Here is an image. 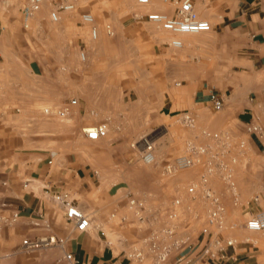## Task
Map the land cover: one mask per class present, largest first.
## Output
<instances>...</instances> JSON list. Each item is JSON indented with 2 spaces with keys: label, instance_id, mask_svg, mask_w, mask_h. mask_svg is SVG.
I'll return each mask as SVG.
<instances>
[{
  "label": "crops",
  "instance_id": "0c3cea01",
  "mask_svg": "<svg viewBox=\"0 0 264 264\" xmlns=\"http://www.w3.org/2000/svg\"><path fill=\"white\" fill-rule=\"evenodd\" d=\"M208 1L223 14L215 27L212 26L213 33L202 43L184 39L186 46L178 51L172 50L171 43L169 47L155 45L153 84L147 88L151 93L148 97L154 103L149 102L135 113L129 111L128 115L118 114L121 111L117 110L114 124H130L131 132L124 129L112 134L117 139L128 140L131 134L144 132L149 124L155 128L165 118L173 119L191 111L200 117L203 125H211L210 130L218 128L208 121V116L215 111L210 95L217 93L224 99L225 106L213 116L229 128L236 141L246 139L250 161L263 153L258 157H262L264 163V137L258 139L245 133L248 123L264 126V0L205 2ZM154 10L165 12L171 8ZM134 20H139V16L135 15ZM10 24L0 12V28ZM28 58L27 51H17L13 45L6 59L21 61L23 69L11 70L15 89L8 90L0 84V209L20 213L19 222L0 233V256H7L2 262L52 264L63 255L60 248L52 255L13 256L24 238L47 234L69 237L66 251L74 253L80 264H134L122 255L124 251L115 255L111 239L106 235L109 240L105 241L100 234L107 228L123 230L127 226L121 225L118 218L109 220V217L110 212L118 213L117 216L125 212L124 195L131 186L125 182L109 183L99 174L97 168L105 170L107 167L108 153H101L98 144L86 137L84 130L96 124L90 118L88 105L82 103L77 111L72 108L65 130L57 128L55 122L46 125L38 117L39 113L33 109L63 106L69 102L70 88L59 71L38 59L36 64L30 62L29 68ZM22 80L24 84L19 85L17 82ZM14 107H18V114ZM101 109L103 115L107 114L106 101L101 103ZM146 115L151 116L150 123ZM115 129L120 130L121 126ZM155 186L139 179L133 181L132 189L146 193L153 202ZM64 192L70 193L77 206L93 219L92 228L86 233L78 236L70 233L72 229L66 223L65 209L54 199ZM262 198L258 204L252 199L246 204L242 200L231 202L230 208L241 207L248 221L257 212L264 211V196ZM33 218L41 219V228L35 230L29 226L28 221ZM129 219L134 221V218ZM137 228L142 231V227ZM107 242L111 243L110 247ZM261 246L259 249L252 242L239 251L237 246L235 252L231 251L235 261L228 264H264V243Z\"/></svg>",
  "mask_w": 264,
  "mask_h": 264
},
{
  "label": "rangeland",
  "instance_id": "374dc122",
  "mask_svg": "<svg viewBox=\"0 0 264 264\" xmlns=\"http://www.w3.org/2000/svg\"><path fill=\"white\" fill-rule=\"evenodd\" d=\"M70 1L77 5L76 11L62 13L59 22H54L51 19V14L54 11L51 4L44 5L32 17L25 19L22 9L27 5V0H8L3 3L1 14L11 24L4 29L0 28V40L2 41L0 42V84L7 87L8 90L10 88L15 89V87H12L16 85V82H11V70L23 69V66L20 65L21 61L6 59L13 50L14 45L17 51L28 52L29 68L30 62L36 64L38 59L47 67L59 71L64 83H69L68 101L78 100V104L74 107L75 110L77 111L82 103L88 105L90 118L96 122L94 126L104 127L106 134L96 144H98L101 153H108V161L106 164L107 170H104V167L97 168L99 174L109 183L125 182L129 184L131 188L127 191L146 198L148 206L153 208L154 215L158 216L155 219H148L147 223L141 225L135 220L128 209L127 202H125V212L120 216L127 215L134 218V221L130 219V223L125 224L127 226L123 230L105 229L106 235L113 243L112 247L115 255L124 251L122 255L125 256L130 247L138 243L147 234V229L163 227L166 223L164 213L176 198L182 199L184 207L191 203L194 211L200 215V220L196 223L197 230L209 228L214 233H219L222 238L236 240L238 251L249 245L246 243L247 240L252 241L259 249H262L264 232L249 233L246 230L247 217L245 218L242 215L241 207L230 208L231 202H235L220 177H212L210 184L221 196L227 208L222 226L208 222L209 205L207 202L204 200H198L194 203L189 202L186 191L191 184L199 182L205 173L207 156H196V164L186 170H177L173 174H167L164 170L167 163H173L177 157L187 155L189 145L204 147L211 145L210 136H206L203 132L214 134L230 131L227 126H222L223 122L220 119L213 116L218 114L217 112L213 111L208 116L209 123L218 127L211 130L209 129L211 125H203L200 117L196 116L194 111H191L196 119L193 127L185 126L181 120V115L173 119L165 118L158 122L155 128L149 124L144 132L136 136L131 134L128 140L117 139L112 134L113 132L119 133L124 129V132H131L130 124H114L117 110L120 109L119 111H121L117 112L118 114L128 115L129 111L135 113L149 102L154 103L153 99L148 97L151 93L147 91V88L153 84L154 59L152 54L155 45L169 47V43L177 39L182 41L183 46H186L184 40L186 38L202 43L207 41V37L213 31L175 36L147 22L145 18H141L154 9L170 8L168 4H165L164 7L161 6L160 2L162 0L160 2L152 0V6H139L134 0ZM204 2L197 0L196 10L202 18L208 20L215 27L223 14L212 7V1ZM86 12L95 17L101 30L100 37L96 41H93L90 37V27L81 22V14ZM135 15H138L140 19L134 20ZM108 24H111L117 32L114 37H110L105 33V26ZM171 48L173 51L180 50L179 48ZM82 53H85L86 60L82 59ZM69 74H71L70 77H68ZM24 82L22 80L17 83L20 85ZM35 82L33 81V83ZM125 89L128 91H124ZM105 101L108 110L107 114L103 115L101 103ZM61 106V104L42 106L33 110L39 113V115L37 114L38 117L40 116L42 121L47 123L46 125L55 122L58 125L57 128L65 130L68 123H70L69 117H49L43 114L46 108L56 109ZM13 109L16 110V114L19 113L18 107ZM146 118L147 122L150 123L151 116L146 115ZM119 126H121V129L116 130L115 128L118 129ZM143 136H150L155 142L156 162L153 164H145L141 160L139 149L132 147ZM104 139H106V142H104ZM238 142H244L245 149L242 152L236 149L230 153L226 157V162L233 170L239 191V202L242 200L246 204L256 196H264V163L262 157H258L263 153H260L255 160L250 161L248 142L245 138L239 139ZM139 179L156 184L155 200L153 202L150 201L146 193L132 189L133 181ZM109 220L112 219L109 217ZM137 227H142V231L140 232ZM95 229L96 227H93V230ZM78 235L79 233L75 234V236ZM107 236L106 238L101 237L106 241L109 240ZM96 238H99V236L96 235ZM19 249L13 253V256L52 255L57 248L46 249L30 255L20 252ZM4 256H0V264H6L2 262L5 259Z\"/></svg>",
  "mask_w": 264,
  "mask_h": 264
},
{
  "label": "built area",
  "instance_id": "2783aa9c",
  "mask_svg": "<svg viewBox=\"0 0 264 264\" xmlns=\"http://www.w3.org/2000/svg\"><path fill=\"white\" fill-rule=\"evenodd\" d=\"M8 0H0V12L3 3ZM28 3L22 9L25 19H29L38 12L44 5L51 4L54 11L51 19L59 22L62 13H72L76 11L77 5L70 0H27ZM139 6H152V0H134ZM197 0H162L164 4L170 5V12L152 10L141 18L154 24L159 29L171 33L175 36L209 33L212 31L211 23L202 18L196 10ZM206 1V0H201ZM140 19V17H139ZM81 22L90 27V37L93 41L99 39L101 30L95 17L91 13L81 15ZM105 33L114 37L116 31L111 24L105 26ZM171 45L175 48H182L183 43L174 39ZM86 60L85 53L81 55ZM210 101L216 112L222 111L225 106L224 99L217 93H211ZM78 104L77 99H72L66 104L56 109L46 108L43 114L49 117L67 118L72 108ZM187 127H193L196 119L190 112H186L181 118ZM86 137L90 141H100L106 134L103 126H94L84 130ZM245 133L255 136L258 139L264 137V126L258 123H248L245 126ZM211 145L195 146L189 145L188 154L177 157L173 163H167L164 170L167 174H173L177 170H186L196 164V156H207L205 173L199 182L191 184L186 193L189 202L204 200L209 205L207 220L217 226L224 224L227 208L221 196L212 188L210 180L214 176L220 177L226 186L235 203L239 202V191L236 184L233 170L226 157L237 149L242 152L245 149L244 142L235 140L230 131L210 134ZM155 142L150 136L141 137L132 147L139 149L141 160L145 164L156 162ZM98 174V173H96ZM55 201L60 203L65 209L66 223L71 227V232L86 233L92 228L90 216L82 211L70 193H61L54 196ZM128 209L139 224H145L150 219L158 216L154 215L153 208L148 206L146 198L127 191L125 194ZM261 196L252 199L253 203L262 202ZM6 207V206H4ZM118 213H111L110 219L119 220L121 225L130 223L126 215L117 216ZM166 223L157 229H147V234L128 252L126 259L134 264H228L235 261L231 251L236 250L238 243L234 239L220 237L219 233H214L209 228L196 229V223L200 220V215L196 213L190 205L184 207L182 199L176 198L164 213ZM41 218V217H40ZM40 218H33L28 221L32 229L42 227ZM149 219V220H148ZM20 220V213L9 209H0V233L6 229L14 227ZM245 228L250 233L264 232V211L257 212L248 219ZM198 233V234H197ZM101 236L106 238V233L101 231ZM197 236L195 237V235ZM70 242L69 237H58L57 235L37 234L33 237H26L20 246V252L27 255L37 253L51 248H60L63 255L57 258L52 264H80L74 253L66 251V245ZM246 243L252 244L250 240ZM110 247L111 243L107 242Z\"/></svg>",
  "mask_w": 264,
  "mask_h": 264
}]
</instances>
